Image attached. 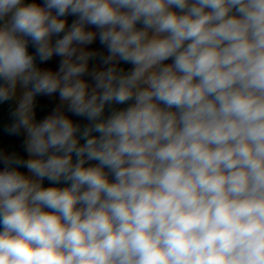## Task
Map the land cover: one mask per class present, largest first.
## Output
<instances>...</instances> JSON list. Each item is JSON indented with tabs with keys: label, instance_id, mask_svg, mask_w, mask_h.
Wrapping results in <instances>:
<instances>
[{
	"label": "clouds",
	"instance_id": "obj_1",
	"mask_svg": "<svg viewBox=\"0 0 264 264\" xmlns=\"http://www.w3.org/2000/svg\"><path fill=\"white\" fill-rule=\"evenodd\" d=\"M6 17L0 102L29 158H2L0 264H264V0H0ZM97 36L111 66L89 71Z\"/></svg>",
	"mask_w": 264,
	"mask_h": 264
},
{
	"label": "trees",
	"instance_id": "obj_2",
	"mask_svg": "<svg viewBox=\"0 0 264 264\" xmlns=\"http://www.w3.org/2000/svg\"><path fill=\"white\" fill-rule=\"evenodd\" d=\"M36 2L39 4L40 0H27V4ZM62 19H68V16L66 17H61ZM68 22V21H67ZM5 23V19L4 20H0V24ZM142 25L138 24L137 27H141ZM63 35V34H61ZM55 39V38H54ZM28 53L30 55H33L35 57V64L38 68L41 69L42 67V62L39 60V57L36 56V49L32 46L31 41H28ZM119 68L121 70H123L124 72H128L131 70V64H127L123 61L120 62L119 64ZM2 83V82H0ZM131 103V102H129ZM34 109H35V114L38 120V123L40 122V108H39V103H38V95L35 97L34 99ZM128 105H118L113 103L112 105H106L105 107V112H104V117H108L109 115H111V113L113 111H118V110H122L123 108H126ZM7 108L10 112V118H6V112L2 109V111L0 112V138H4L7 137L9 139L10 142L14 143L13 147V152L11 154V156H15V157H19L21 159H25V150H24V144H23V133L22 130L21 132L17 135V134H9V132L6 130L14 121H13V117L11 116V113L15 110V107L13 105L12 100L6 101V102H0V109L1 108ZM75 123L79 124L81 126V128H83L84 126H86L89 121H87V119L83 118V117H77L75 116ZM81 143H83V141L81 140ZM73 159L75 160V157H73ZM91 165H96L98 162L97 161H89L87 162ZM10 168H16L17 170L21 171L22 173L25 174V168L23 166H17L15 164H12L10 166ZM105 171H107V169H105ZM111 179V177H110ZM69 183H66L64 181H61L59 183V187H67L69 186ZM43 186L44 187H48V186H52L51 182H49L48 180H44L43 181Z\"/></svg>",
	"mask_w": 264,
	"mask_h": 264
},
{
	"label": "rangeland",
	"instance_id": "obj_3",
	"mask_svg": "<svg viewBox=\"0 0 264 264\" xmlns=\"http://www.w3.org/2000/svg\"><path fill=\"white\" fill-rule=\"evenodd\" d=\"M39 4L42 6L44 4V0H40ZM76 19H77V17H75L73 15H68L67 24L70 26L72 24V22ZM93 27L94 26H92V28ZM92 28H90V30ZM32 46H33V44H32ZM86 50H95L98 53V55L95 58L89 60V71H91L92 69L103 70L104 68L111 66V65H103L101 63L100 57L101 56H107L108 52H107V49L103 45L100 44L98 36H97V39L91 45H89L88 49H86ZM60 59H61L60 57H57L54 55L49 61L42 63L41 69L57 71ZM118 62L119 61L117 60L114 63L118 64ZM164 63L170 64V63H172V60L169 59L168 61H165ZM83 79L88 81L90 87L92 86V81H91L90 77L85 75L83 77ZM38 103H39V105L42 104V105H46L49 107V111L46 113L45 118L47 116L51 115L58 107H61V105H62V102L59 99L58 93H54L50 96L38 95ZM65 108H66V106H63V110H66ZM2 109L6 112V115H7L6 118L7 119L10 118L9 110L7 108L3 107L0 109V112L2 111ZM13 147H15L14 143L10 142L7 137H4V138L1 137L0 138V171H3L5 168V165L3 163L2 158L10 157L12 152H13V149H14ZM85 166H92V165L87 163Z\"/></svg>",
	"mask_w": 264,
	"mask_h": 264
},
{
	"label": "water",
	"instance_id": "obj_4",
	"mask_svg": "<svg viewBox=\"0 0 264 264\" xmlns=\"http://www.w3.org/2000/svg\"><path fill=\"white\" fill-rule=\"evenodd\" d=\"M22 5H27V0H22ZM10 15V14H9ZM8 18L6 17L5 18V22H6V20H7ZM142 27V26H141ZM91 31H98L97 29H95V27H93L92 29H91ZM27 51H28V44H27ZM132 65H131V69H132ZM26 91V89H24V88H21V87H19V85H18V87H17V90H16V97L18 98V97H20V96H22L23 95V93ZM12 102H13V105H14V107L16 108V106H17V103H16V98H13L12 99ZM33 112H34V120H33V122L34 123H38V120H37V117H36V114H35V109H34V104H33ZM22 133H23V144H24V150H25V141H26V134L23 132V130H22ZM29 157H28V154H27V152H26V150H25V159H28ZM25 175H30L28 172H27V169L25 168ZM42 184H43V182H42Z\"/></svg>",
	"mask_w": 264,
	"mask_h": 264
},
{
	"label": "flooded vegetation",
	"instance_id": "obj_5",
	"mask_svg": "<svg viewBox=\"0 0 264 264\" xmlns=\"http://www.w3.org/2000/svg\"><path fill=\"white\" fill-rule=\"evenodd\" d=\"M120 62L121 61H119L118 62V64H117V67H118V69H120L119 68V64H120ZM39 108H40V122L45 118V116H46V113L49 111V107L48 106H46V105H39ZM66 109V108H65ZM64 111V113L69 117V118H71L73 121L75 120V115H73L72 113H70V112H67V109L66 110H63Z\"/></svg>",
	"mask_w": 264,
	"mask_h": 264
},
{
	"label": "crops",
	"instance_id": "obj_6",
	"mask_svg": "<svg viewBox=\"0 0 264 264\" xmlns=\"http://www.w3.org/2000/svg\"><path fill=\"white\" fill-rule=\"evenodd\" d=\"M90 28H92V26H88V30H90Z\"/></svg>",
	"mask_w": 264,
	"mask_h": 264
}]
</instances>
